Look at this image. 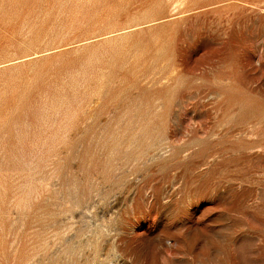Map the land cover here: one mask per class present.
Segmentation results:
<instances>
[{
    "label": "rangeland",
    "instance_id": "374dc122",
    "mask_svg": "<svg viewBox=\"0 0 264 264\" xmlns=\"http://www.w3.org/2000/svg\"><path fill=\"white\" fill-rule=\"evenodd\" d=\"M0 264H264V0H0Z\"/></svg>",
    "mask_w": 264,
    "mask_h": 264
}]
</instances>
